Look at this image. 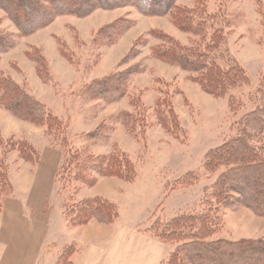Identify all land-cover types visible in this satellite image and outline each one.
<instances>
[{
    "label": "rangeland",
    "instance_id": "374dc122",
    "mask_svg": "<svg viewBox=\"0 0 264 264\" xmlns=\"http://www.w3.org/2000/svg\"><path fill=\"white\" fill-rule=\"evenodd\" d=\"M177 5L216 16L212 22L206 15L200 16L209 20L208 25L214 22V27L223 31L224 42L216 61L225 69L239 65L249 79L247 84L215 98L193 82L196 73L153 58L151 49L163 42L152 32L164 33L187 47L207 42L213 32L208 30L201 41L198 36L182 33L170 15L146 17L129 7L98 10L84 18L64 15L50 26L21 37L0 10V33H8L16 41V46L1 57L0 76H9L63 120L73 151L87 146L95 156L123 151L137 168V177L131 182L106 177L99 178L92 187L71 181L69 175L58 182L55 178L54 191L47 202L52 209L50 222L55 241L46 242L39 264H52L54 260L55 264H72L70 257L76 247H60L69 240L73 228L66 214L84 196L116 204L118 218L105 224L112 231L129 227L162 243L169 252L163 264L178 244L158 238L163 226L182 214L202 215L208 211L209 203L215 226L209 240H264V217L242 205L217 206L211 197L212 187L224 170L210 174L204 168L206 155L237 137L244 119L259 104L258 91L264 85V0H178ZM121 18L131 27L111 43L99 31ZM133 66L140 73L132 79L127 96L119 103L105 106L82 97L84 88L92 81ZM137 98L138 109L133 106ZM163 100L174 107L180 132L168 131L159 123L157 104ZM124 112L133 115L129 124L123 118L114 119ZM102 124L114 129L93 143L89 135ZM0 132L4 138L13 135L28 143L32 141L36 147L45 140L44 133L50 136L45 127L36 129L3 109ZM53 140L57 148L59 141L54 136ZM257 142L264 145V138ZM17 157L15 154L7 160L9 165L12 163L11 175L16 179L24 164L22 160L17 162ZM190 172L194 173L185 179Z\"/></svg>",
    "mask_w": 264,
    "mask_h": 264
},
{
    "label": "trees",
    "instance_id": "16d2710c",
    "mask_svg": "<svg viewBox=\"0 0 264 264\" xmlns=\"http://www.w3.org/2000/svg\"><path fill=\"white\" fill-rule=\"evenodd\" d=\"M178 0H0V10L16 27L21 37L30 36L48 26L57 17L72 15L84 18L95 11H112L120 8H134L146 17L170 15L174 25L182 32L201 38L204 41L208 30H213L208 41L187 47L172 37L158 32L151 35L163 42L151 49L153 58L196 73L193 82L215 98L226 96L231 90L248 83L245 71L237 64L223 68L216 61L220 55V45L224 42L223 31L214 27L215 15L208 16L197 9L177 5ZM206 15L207 19H200ZM123 18L101 29L99 33L110 42H115L130 28ZM16 46L14 37L0 33V61L2 55ZM201 47L203 49H201ZM38 63V61H36ZM40 68V67H39ZM140 73L137 66L125 71L96 79L89 83L82 97L91 102L111 106L122 101L128 94L132 79ZM43 76V73H41ZM259 104L243 121L241 133L224 144L211 150L205 158V170L213 174L220 169L212 187V199L217 206L234 207L242 205L256 215L264 217V85L258 91ZM140 99L133 103L138 109ZM159 101V100H158ZM161 104V105H160ZM157 104L158 120L164 129L180 132L179 118L169 101ZM139 105V106H138ZM0 109L10 113L15 119L36 127H45L55 145L53 136L58 139L57 148L62 161L56 173V180H64L69 175L71 181L81 186L92 187L99 178L116 177L131 182L137 177L135 162L123 151H113L108 155L95 156L87 147L78 150L69 148L66 137L67 126L45 105L36 100L9 76H0ZM123 118L127 124L133 115L127 112L114 117ZM113 126L102 124L89 137L93 143L106 137ZM56 146V145H55ZM73 151V152H72ZM72 152V153H71ZM17 153L19 159L37 165L40 154L26 140L15 137L4 138L0 132V210L4 200L13 194L9 177L8 157ZM190 172L186 177H189ZM187 183H184V185ZM213 208L202 215L182 214L168 220L158 238L164 242L178 243L166 264H264V240L229 242L209 240L213 235ZM216 208V207H215ZM66 217L73 227L84 226L91 221L111 224L118 218L115 203L103 198H88L70 207ZM210 211V212H209Z\"/></svg>",
    "mask_w": 264,
    "mask_h": 264
},
{
    "label": "crops",
    "instance_id": "0c3cea01",
    "mask_svg": "<svg viewBox=\"0 0 264 264\" xmlns=\"http://www.w3.org/2000/svg\"><path fill=\"white\" fill-rule=\"evenodd\" d=\"M43 135L45 140L40 147L28 140L40 154L37 165L22 160L24 164L16 179L11 175L10 163L9 177L14 191L0 210V264H39L46 242L55 241L50 222L52 209L47 202L54 191L62 155L52 144L51 137ZM11 137L13 135L5 136ZM95 197L84 196L83 199ZM122 227L112 231L110 226L95 221L73 227L69 240L60 248L76 247L70 257L72 264H163L169 252L162 243L143 235L142 231Z\"/></svg>",
    "mask_w": 264,
    "mask_h": 264
}]
</instances>
